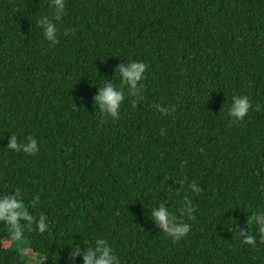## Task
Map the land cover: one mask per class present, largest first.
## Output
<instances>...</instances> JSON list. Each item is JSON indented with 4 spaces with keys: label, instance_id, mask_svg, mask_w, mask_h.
Segmentation results:
<instances>
[{
    "label": "trees",
    "instance_id": "obj_1",
    "mask_svg": "<svg viewBox=\"0 0 264 264\" xmlns=\"http://www.w3.org/2000/svg\"><path fill=\"white\" fill-rule=\"evenodd\" d=\"M65 9L50 47L37 25L51 17L49 0H0V194L38 198L29 210L50 226L17 244L0 223V264H29L24 249L40 264H68L72 248L97 237L120 264H264L255 226V246L237 229L264 211V0H65ZM130 60L147 65L142 96L125 89L119 119L105 118L99 86L119 85L117 66ZM240 94L251 108L233 122ZM13 133L36 137L39 152L6 149ZM161 203L190 225L177 242L152 218Z\"/></svg>",
    "mask_w": 264,
    "mask_h": 264
},
{
    "label": "clouds",
    "instance_id": "obj_2",
    "mask_svg": "<svg viewBox=\"0 0 264 264\" xmlns=\"http://www.w3.org/2000/svg\"><path fill=\"white\" fill-rule=\"evenodd\" d=\"M49 8L51 9V17L42 16L37 20L38 26H43L42 35L44 40L51 41L49 46H54L58 43V29L56 21L62 19L65 15V0H49ZM147 65L143 61L130 60L127 63H120L117 66L116 76L119 77V85L113 86L111 83H104L99 86V93L95 96V105L98 107L101 116L105 118L119 119L120 106L125 99V89L127 95L139 100L142 96L144 74ZM133 101V107L136 103ZM251 100L247 95H233L230 107L228 108V116L233 122L241 121L249 113L251 108ZM157 110L161 114H166L168 109L157 105ZM174 110V109H173ZM6 149L15 153H24L35 155L39 152L38 140L32 135H28L23 140L13 133L8 140ZM183 185V181H180ZM188 188L193 193L201 191L197 183L193 182L188 185ZM177 194H179V189ZM38 204V198L25 203L24 197L20 189H16L12 194H0V223L6 226L9 243H21L25 241V232L35 231L39 234H44L50 230L49 221L44 214L38 217L30 212V208L35 211ZM152 208V218H154L162 233L172 239L173 242L179 241L185 237L190 231V225L181 217H177L163 203L159 207ZM193 208L191 201L184 197L182 213L188 218H192ZM250 228L238 229V236L243 244L255 246L257 243L256 235L251 232L255 226L256 234L259 236V241L264 243V211L253 212L247 218ZM23 221V223H21ZM34 226V227H33ZM251 232L252 234H247ZM87 248L81 252L79 246L72 248L68 257V264H75V257L82 256V264H120V260L115 253L114 248L109 241L102 237L95 238L91 244H86ZM0 246L3 243L0 242ZM27 252V249H24Z\"/></svg>",
    "mask_w": 264,
    "mask_h": 264
},
{
    "label": "rangeland",
    "instance_id": "obj_3",
    "mask_svg": "<svg viewBox=\"0 0 264 264\" xmlns=\"http://www.w3.org/2000/svg\"><path fill=\"white\" fill-rule=\"evenodd\" d=\"M25 256L29 258L28 263L29 264H40L42 261V258L36 253L33 252L32 250H29L25 253Z\"/></svg>",
    "mask_w": 264,
    "mask_h": 264
}]
</instances>
